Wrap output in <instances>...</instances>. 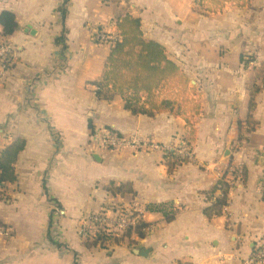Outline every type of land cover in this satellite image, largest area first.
Here are the masks:
<instances>
[{"label":"crops","instance_id":"crops-1","mask_svg":"<svg viewBox=\"0 0 264 264\" xmlns=\"http://www.w3.org/2000/svg\"><path fill=\"white\" fill-rule=\"evenodd\" d=\"M212 1L214 8L223 3ZM244 3L210 17L193 0H0V15L15 13L21 27L8 39L15 64L0 85V151L26 140L16 164L19 181L5 185L0 201V227L13 235L0 237V264H249L264 242V0ZM126 15L141 19L145 37L164 45L190 77L205 69L196 162L178 165L158 151L135 156L92 144L103 127L160 144L185 131L179 117L133 116L119 97L97 99L93 83L101 80L108 53L99 55L91 29L117 40V22ZM65 31V43L56 44ZM250 54L257 60L250 65L239 59ZM250 115L255 129L237 150ZM229 164H243L247 182L230 191L223 215L210 219L207 193ZM112 182L133 194L112 195ZM112 202L139 204L154 229L111 249L93 247L81 231L91 215L114 218ZM151 204L174 206L176 219L168 223L162 213L146 211Z\"/></svg>","mask_w":264,"mask_h":264},{"label":"trees","instance_id":"trees-1","mask_svg":"<svg viewBox=\"0 0 264 264\" xmlns=\"http://www.w3.org/2000/svg\"><path fill=\"white\" fill-rule=\"evenodd\" d=\"M63 18L66 19L65 11ZM0 26L2 27L0 44H9L8 39L21 28L15 13L11 11L1 13ZM117 27L120 38L111 45V52L101 80L93 83L97 99L111 102L119 97L123 101L124 109L133 116L155 118L166 114L182 118L188 129L184 140L194 149L202 107L194 100L199 93L197 89L190 87L191 78L169 56L164 45L145 37L141 19L126 15L118 20ZM65 39L66 31L56 39V44H64ZM253 102L250 105V113L254 111ZM191 114L195 115V122H192ZM251 129L253 132L255 128ZM91 130L94 131L93 126ZM25 148L26 140L18 139L0 151V183L3 186L16 184L19 181L16 164ZM180 162L184 164L187 161L181 160ZM227 173L223 179L219 180L215 188L207 193V201L210 205L204 213L210 219L223 215V210L229 203L231 187L225 182ZM247 175L245 167V184ZM107 190L114 196L123 192L133 194L132 188H128V185L117 186L114 182L108 186ZM218 192L221 196L217 198ZM146 211L162 213L168 223L174 221L178 213L168 212L164 204L148 205ZM113 212L122 213L117 209H113ZM150 226L151 224L139 219L135 227L127 229L123 234L115 233L111 226H104L101 228L100 235L89 239L93 241L91 244L93 247L100 245L103 249H109L107 245H122L134 234L141 239L145 238Z\"/></svg>","mask_w":264,"mask_h":264},{"label":"built area","instance_id":"built-area-1","mask_svg":"<svg viewBox=\"0 0 264 264\" xmlns=\"http://www.w3.org/2000/svg\"><path fill=\"white\" fill-rule=\"evenodd\" d=\"M195 2L200 9H203L207 13L213 12L222 14V12L226 10L239 7L244 0H222V6H219L216 10H214L216 7L214 8L210 6V4L213 3L212 0H195ZM96 40L99 43H114L116 41L112 35L105 34L101 31L96 36ZM15 51L16 49L11 44H0V85L6 80L8 73L12 70L11 67L15 64L13 59ZM96 138L99 140L100 145L114 151L132 145L134 147H144L145 149L154 151L159 150L166 155L187 160L188 162H195L197 160L193 147H191L184 139H175L174 142L160 144L155 141L144 140L137 136L126 137L120 134L117 130H111L110 128L100 131V134L97 135ZM244 170L245 166L243 164L228 166L219 180L223 179L225 173L228 172L225 177V182L231 187L230 190H233L234 188L245 184ZM1 185L2 184L0 183V186ZM108 206L111 211H113V209H117L122 212H114L117 216L114 217L117 228L115 233L118 231L123 232L122 230L130 227H135L138 220L142 219L144 213L139 204L126 207L123 204L112 202ZM135 216L137 217L135 218ZM109 220V216H105L103 214L89 216V218H87L88 225L83 227L81 231L82 237L84 239H89L92 236L95 237L100 235L102 227L111 226L109 224ZM12 236L13 235L10 230L0 227V237L12 238ZM248 263L264 264V242L255 246Z\"/></svg>","mask_w":264,"mask_h":264},{"label":"rangeland","instance_id":"rangeland-1","mask_svg":"<svg viewBox=\"0 0 264 264\" xmlns=\"http://www.w3.org/2000/svg\"><path fill=\"white\" fill-rule=\"evenodd\" d=\"M193 2H194V5H195V8H197V11H199V13H201V14H203V16H210V17H222V15H225V14H227L230 10H226V11H224V12H222V14H217V13H213V12H211V13H207V12H205L203 9H201V11L202 12H200V8L196 5V2H195V0H193ZM221 2V1H220ZM219 3V2H218ZM244 2L243 3H241V5L239 6V7H243L244 6ZM215 5V4H214ZM219 6H222V4H220V5H216V8L214 9V10H216V9H218V7ZM232 10V9H231ZM206 14V15H205ZM101 31V29H99V28H97L96 30H95V27L93 28V29H91V33H93V41H94V44H96L97 46H101V49H99V55H101V56H104L105 54H107L108 53V56H107V58L109 57V55H110V52H111V45H112V43L111 42H107V43H99L97 40H96V36L99 34V32ZM101 32H103V33H105V34H109V33H107V32H105L104 30L103 31H101ZM205 48H208V46H206ZM199 51H201V52H203V53H206V54H208L209 56H212V57H216V56H218V54H219V57H225V56H227V55H229V51L228 50H199ZM172 54V53H171ZM207 55V57H208V59H210L209 58V56ZM230 57V56H229ZM239 59L241 60V62H243L244 64H246V65H250L251 64V62H256L257 60H256V58H255V55H244V56H241V58L239 57ZM108 60V59H107ZM217 62H219V63H230V62H232L230 59H228V60H223V61H220V60H217ZM105 66H106V64H105ZM250 67V66H249ZM103 68H104V66H103ZM105 69V68H104ZM204 74H205V69L204 68H201V67H199L198 68V71H196L195 73H191V82H190V87L191 88H193V89H197L198 90V93H199V95L196 97V98H194V100L195 101H197L199 104H200V101H199V99L200 98H198V97H200L201 96V92H200V90H199V80H200V82H201V84H202V82H203V79H204ZM254 78V77H253ZM253 78H251V80L253 79ZM250 89L253 91V93H254V91L257 89H259L258 88V86L257 85H255L254 83L253 84H251L250 85ZM201 105V104H200ZM182 119V118H181ZM191 119H192V122H195V120H196V117H195V115H193V114H191ZM247 123H249L250 125H248V124H246V132L243 134V135H240L239 137H238V140L237 141H239L236 145H235V149H237V150H239V149H241L242 148V146H243V144H244V142L245 141H247V139H246V137L249 135V133H251L252 131V120H251V117H249V119H248V121H247ZM104 129H108V128H105V127H103V128H100V130L98 129V130H96V131H94V134H93V142H92V144L93 145H96L97 147H94V148H96V149H98V148H105L104 146H102V145H100V143H99V140L96 138V136L97 135H99L100 134V131H102V130H104ZM187 125H186V122H185V131H183L184 133H182L181 132V134H179L178 136H176L175 138H174V140L175 139H184V136H185V134H186V132H187ZM249 132V133H248ZM133 136H137V137H141L142 139H144V140H151V141H155V140H153L151 137H144V136H141V135H133ZM131 137V136H130ZM174 140H172L171 142H174ZM156 142V141H155ZM166 144H168V143H166ZM233 146V145H232ZM108 150H112V149H110V148H107ZM124 150H130L131 152H133V154L135 155V156H137V155H139L140 153H153V152H156V151H158V152H161V151H159V150H156V151H154V150H149V149H145L144 147H134V146H132V145H130V146H126V147H124V148H121V149H119V150H112L113 152H120V151H124ZM163 154V153H162ZM173 158H175V157H173ZM181 160H183V159H180V158H175V162L174 163H176V164H178V165H183V163H181L180 161ZM187 161V160H186ZM188 162V161H187ZM186 162V163H187ZM196 162V161H195ZM231 165H234V164H229V166H231ZM237 165V164H236ZM227 168H228V166H227ZM226 168V169H227ZM222 177V176H221ZM220 177V178H221ZM6 199V188H5V186H3V185H1L0 186V201L1 200H5ZM164 206H165V208H167V210H168V212H173L174 211V213H176L177 212V209H174L173 207L174 206H172V205H170V204H164ZM170 208H172V210H170ZM179 211V210H178ZM110 220H109V224L111 225V227H113L114 228V230H116L117 228H116V220L114 219V218H109ZM1 225V224H0ZM130 228H133V227H130ZM129 229V228H128ZM154 228H153V225L149 228V229H147V233H149L150 231H152ZM127 229H124V230H122L123 232H120V231H116L117 232V234H123L125 231H126ZM264 240V239H263ZM261 241V240H260ZM110 249L112 248V246L111 247H109Z\"/></svg>","mask_w":264,"mask_h":264}]
</instances>
